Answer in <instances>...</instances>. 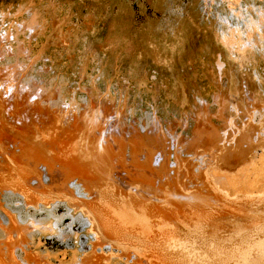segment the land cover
Segmentation results:
<instances>
[{"label":"rangeland","instance_id":"obj_1","mask_svg":"<svg viewBox=\"0 0 264 264\" xmlns=\"http://www.w3.org/2000/svg\"><path fill=\"white\" fill-rule=\"evenodd\" d=\"M0 80L5 116L28 115V134L36 121L47 126L46 112L80 129L71 139L60 128L59 137L37 140L50 148L45 162L60 169L69 197L56 191L59 200L36 214L0 196V264H264V0H0ZM121 130L136 150L153 151V173L127 172L132 151ZM26 131V142L40 138ZM112 132L125 143L108 142ZM62 143L79 144L85 161L63 158ZM134 172L158 188L133 182ZM136 189L159 196L151 202L160 216L145 213L150 201Z\"/></svg>","mask_w":264,"mask_h":264},{"label":"bare ground","instance_id":"obj_2","mask_svg":"<svg viewBox=\"0 0 264 264\" xmlns=\"http://www.w3.org/2000/svg\"><path fill=\"white\" fill-rule=\"evenodd\" d=\"M22 77V76H21ZM23 78V77H22ZM3 79V78H2ZM19 79H21V78H19ZM43 79V78H42ZM5 80V79H4ZM0 81H2V80H0ZM6 81V80H5ZM9 82H10V80H8ZM19 81H21V80H19ZM25 81V80H24ZM13 82V81H12ZM2 83V82H1ZM0 83V84H1ZM19 83V82H18ZM26 82H22V86H21V83H19L20 84V90L23 92L25 89H26V87H27V85L25 84ZM4 84H6V83H4ZM12 85V84H11ZM1 86H3V83H2V85ZM8 86V85H7ZM9 87V86H8ZM28 88V87H27ZM8 89V88H7ZM29 89V88H28ZM15 90V89H14ZM13 90V91H14ZM0 91H1V88H0ZM9 91V90H8ZM32 93V98H34V99H39V98H41L43 101H45V99H47L48 98V96H44V97H39L40 95L38 94V91L36 92V90H30ZM5 92V91H4ZM15 92V91H14ZM27 92V91H26ZM7 94V93H6ZM11 94H13V93H11ZM0 95H1V92H0ZM45 95V94H44ZM2 96V95H1ZM6 97H8V95H5ZM12 96V95H11ZM42 96V95H41ZM4 96H2V98H3ZM16 98V97H15ZM5 99H7V98H5ZM9 99V98H8ZM24 100V99H23ZM28 100V99H27ZM48 100H49V98H48ZM42 101V102H43ZM3 102H5L4 101V99H3ZM36 103V105L38 106L39 105V103H37V100L35 101ZM44 103V102H43ZM42 103V104H43ZM4 103H2V102H0V142H2V143H5L6 145H7V147H11L12 146V148H14V150H16L15 151V153L16 154H14L13 156L12 155H5V153H6V151L5 150H7V148H3V146H2V149H0V196H6V199H12V200H16V201H18L17 203L21 206V207H23V208H29V209H31V210H33L35 213L37 212V211H42V210H46V207L48 206V205H50L51 203L50 202H52L53 200H57L58 198H57V196H59V195H57L56 194V191H58V190H60V191H62L63 193L65 192L66 193V196H68L69 197V195H71V194H69L70 192H69V190L66 192V187L64 186V185H61L60 184V180L62 179H59L60 177H58V174H60V169H57V168H55L54 166H50V165H48V164H46L47 162H45V157H44V154L43 153H45L44 151H50V148H48L49 150H47L46 149V146H44V144L42 143V141H37V140H42V139H44L46 136H53V138H54V136L55 137H59V134L58 133H60L61 131H59V129L60 128H64V130H66V131H62L61 132V135L63 136H67V137H71V133L73 132L72 130H80L79 128H75L76 127V125L78 124V123H76V122H71L69 119L68 120H64V118H61V119H55V118H53L52 116H49L50 114L48 113V112H46L48 115H45L44 117H46V122L48 123L47 124V126L45 127V125H44V119L42 120V121H40V122H43V124H41V125H39L38 123H37V121L36 122H34L33 124H36V125H34V126H37L38 128H40V134H41V136H38L39 134H37V132H34V130H35V127H31L32 129H34V130H32L31 129V133L33 132L34 134H36V136L37 137H40L39 139L38 138H35L36 140H34L32 143L34 144H30L31 143V141H32V137H30V132H29V134H28V132L26 131V127H23V124H24V121H25V118H26V120H27V118L29 117L28 115H26V114H24V115H21V114H16V113H13V114H10V112L8 113V116H5V113H6V109H5V107H4V105H3ZM34 104V105H35ZM9 105V104H8ZM20 106V105H19ZM34 107V106H33ZM252 107H253V105H252ZM36 108V107H35ZM36 109H40L39 108V106H38V108H36ZM49 109V108H48ZM50 109H52V108H50ZM58 111V110H57ZM63 111V110H62ZM35 113H36V111H35ZM188 113H189V111H188ZM26 115V116H25ZM54 115V114H53ZM234 115V114H233ZM67 116V115H66ZM66 116H64V117H66ZM123 116V115H122ZM60 117V116H59ZM31 118V117H30ZM31 121H33V119L31 120ZM30 121V122H31ZM63 121H65L67 124H68V128H65L64 127V123H63ZM29 122V123H30ZM118 122V121H117ZM86 124V123H85ZM231 124V123H230ZM28 125V124H27ZM32 125V124H31ZM79 125V124H78ZM82 126H83V124H82ZM110 126V125H109ZM108 126V127H109ZM122 126V125H121ZM120 126V127H121ZM124 126H125V123H124ZM130 126V125H129ZM185 126V125H184ZM128 127V126H127ZM26 128V129H25ZM37 128V129H38ZM70 128V129H69ZM84 128H85V126H84ZM99 128V127H98ZM119 128V127H118ZM121 128H123V126L121 127ZM129 128V127H128ZM230 128V127H229ZM35 130V131H38V130ZM107 129V128H106ZM117 129V128H116ZM115 129V130H116ZM131 129H132V132L137 136L136 138H139V130H138V128L136 127V125H131ZM153 129V128H152ZM160 129H161V126H160V123H158V125H155V129L154 130H152L153 132H150L151 133V136H152V134H154V136L158 133V134H160ZM130 130V129H129ZM142 130V129H141ZM186 130H190V128H187ZM238 130V129H237ZM6 131H8V133H9V131H12V133L14 132V134H11V133H9L8 135H10L11 134V136L12 135H14V137H11V138H13V140L12 139H10V136L8 137L7 135H5L6 133ZM23 131H26V133L27 134H25V136L27 137H29V140L31 139V141H30V143L27 141H25V139L24 138H22V134H24V132ZM29 131V130H28ZM77 131V132H78ZM119 131V130H118ZM122 131V130H121ZM177 131V130H176ZM184 131V130H183ZM182 131V132H183ZM197 131V130H196ZM85 132V131H84ZM114 132V131H113ZM113 132H112V134H110L111 136L109 137V139L107 140L108 142L109 141H114V142H120L122 145L125 143L122 139L124 138V136H123V138L121 139V137L119 138V136L120 135H117L118 137H116V138H114V136L115 135H113ZM193 132V131H192ZM200 133L199 134H201L203 131H199ZM240 132V131H239ZM243 132V131H242ZM80 134H82L81 133V131L79 132ZM111 133V132H110ZM115 133V132H114ZM118 133V132H117ZM130 133V132H129ZM140 133H142V132H140ZM195 133V132H194ZM194 133H193V135H194ZM206 133V132H205ZM204 133V134H205ZM53 134V135H52ZM106 134V133H105ZM108 134V133H107ZM127 135L128 136V138H127V142H126V144L128 145V147L131 149L130 151H132L131 152V154L128 156V157H130V159H132V161H131V163L130 162H128V165H129V167H127L126 169H128V168H130V170H131V167H132V169L133 168H135V169H133V170H141V171H143V168L146 170L147 168H148V172H149V174H151V173H153L154 172V163H156V161L154 162V155H153V151L152 150H150V148L148 147V146H145V145H142V146H140V149H138L137 148V150L139 151H141V153L140 152H137V150H136V143H135V141H134V139L132 138V139H130L129 138V136H131V135H129L128 134V131H126V130H123L122 131V135ZM165 134V133H164ZM192 134V133H191ZM121 135V136H122ZM184 134H182V136H183ZM196 135V134H195ZM202 135H203V133H202ZM207 135V134H206ZM213 135V134H212ZM7 136L8 138H5V137ZM32 136V135H31ZM126 136V137H127ZM181 136V138H183ZM20 138L19 140H21V143L18 141V139H14V138ZM125 137V138H126ZM227 137V136H226ZM225 137V138H226ZM33 138V139H34ZM51 138V137H50ZM62 138V137H61ZM64 138V137H63ZM80 138H82V136L80 137ZM85 138V137H84ZM28 139V138H27ZM60 139V138H59ZM58 139V140H59ZM71 139V138H70ZM104 139V138H103ZM152 139V138H151ZM157 139V138H156ZM194 139H196V138H194ZM227 139V138H226ZM1 140H3V141H1ZM137 140V139H136ZM158 140V139H157ZM45 141H47V144H48V140H45ZM52 141H54V140H52ZM66 141V140H65ZM106 141V142H107ZM182 141V140H181ZM51 142V141H50ZM123 142V143H122ZM150 143L152 142V141H149ZM184 142H185V140H184ZM203 142V141H202ZM59 143V142H58ZM111 143V142H110ZM109 143V144H110ZM143 143V142H142ZM45 144H46V142H45ZM46 144V145H47ZM63 145H64V143H62ZM76 144V143H75ZM75 144H70V145H64L63 146V154H64V157L63 158H65L66 159V156H68V155H72L71 157H73V155H75L76 157H75V160L77 161V159H79V160H81L82 162H84L85 160H83L84 158H83V155H82V153L81 154H79V153H77V151H79V150H77L78 149V145H76L75 146ZM115 144V143H114ZM74 145V146H73ZM126 145V146H127ZM151 145H153V143H151ZM5 146V145H4ZM48 146V145H47ZM59 146V145H58ZM102 146V145H101ZM111 146V145H110ZM109 146V147H110ZM121 146V145H120ZM125 146V145H124ZM125 146V148H127V150H128V147H126ZM158 146V145H157ZM186 146V145H185ZM82 147V146H81ZM83 147H84V145H83ZM82 147V148H83ZM107 147V146H106ZM148 147V148H147ZM160 147V146H159ZM77 148V149H76ZM108 148V147H107ZM124 148V149H125ZM181 148V147H180ZM10 149V148H9ZM8 149V150H9ZM59 149V148H58ZM79 149H81V148H79ZM157 149V148H156ZM184 149V148H183ZM56 150H57V148H56ZM84 150L86 151V149L84 148ZM108 150V149H107ZM121 150V149H120ZM127 150H124L125 151V153H126V151ZM186 150H187V148H186ZM55 151V150H54ZM60 151V150H59ZM82 151V150H81ZM81 151H79V152H81ZM152 151V152H151ZM182 151V150H181ZM189 151V150H188ZM188 151H187V153H188ZM205 151V150H204ZM203 151V152H204ZM87 152V151H86ZM86 152H84L85 154H86ZM165 152V151H164ZM197 152V151H196ZM114 153H115V151H114ZM130 153V152H129ZM128 152L126 153L127 155L129 154ZM195 153V152H194ZM57 154V153H56ZM89 154V153H88ZM119 154H120V152H119ZM123 154H124V152H123ZM141 154H143L146 158H147V160H145L144 159V163L142 164V159H141V157H143V155H141ZM165 154V153H164ZM196 154V153H195ZM198 154H200V153H198ZM59 155V154H58ZM57 155V156H58ZM127 155H125V156H127ZM56 156V155H55ZM86 156H88L89 158H90V156L89 155H86ZM124 156V155H123ZM141 156V157H140ZM164 156V155H163ZM172 156V155H171ZM196 156V155H195ZM202 156V155H201ZM95 157V156H94ZM138 157V158H137ZM139 157H140V160L141 161H139ZM160 157V156H159ZM197 157V156H196ZM261 157V156H260ZM53 157H51V159H52ZM61 158V157H60ZM77 158V159H76ZM118 158V157H117ZM123 158V157H122ZM125 158V157H124ZM123 158V160H126V159H124ZM127 158V157H126ZM171 158V157H170ZM174 158H175V156H174ZM48 159H50L49 157H48ZM55 159V158H54ZM62 159V158H61ZM88 159V158H87ZM96 159V158H95ZM129 159V158H128ZM127 159V160H128ZM129 159V160H130ZM164 160H165V157L163 158ZM57 160V159H56ZM74 160V161H75ZM123 160H122V162H123ZM53 161V160H52ZM55 161V160H54ZM61 161V160H60ZM118 161V160H117ZM181 161V160H180ZM49 162V161H48ZM125 162V161H124ZM54 163H56V162H54ZM61 163V162H60ZM88 163V162H87ZM127 163V162H126ZM164 163V162H163ZM57 164V163H56ZM122 164L123 163H121V168L123 167L122 166ZM53 165H55V164H53ZM60 165V164H59ZM59 165H58V167H59ZM64 165V164H63ZM88 165V164H87ZM124 165V164H123ZM165 165V164H164ZM163 165V166H164ZM56 166V165H55ZM78 166V165H77ZM83 166V165H82ZM101 166H103V165H101ZM119 166V167H120ZM131 166V167H130ZM166 166V165H165ZM180 166V165H179ZM32 167H33V169H34V167H35V169L34 170H32ZM44 167V168H43ZM137 167V168H136ZM138 167H140L139 169H138ZM154 167V168H153ZM170 167V166H169ZM185 167V166H184ZM63 168V167H62ZM61 168V169H62ZM71 168V167H70ZM105 168V167H104ZM180 168V167H179ZM264 168V167H263ZM262 168V169H263ZM41 170V172H43V170L45 171L44 173H46L48 176H50L52 179H51V181L50 182H52L50 185H52V187H47V186H45L44 184H46V183H44V181L45 180H47L48 178H46L45 176H44V178H45V180L43 181V176L41 175V174H43V173H40V171H38V170ZM65 169V168H64ZM72 169V168H71ZM70 169V170H71ZM77 168H75V170H76ZM83 169V168H82ZM117 169V168H116ZM118 169H120V168H118ZM150 169H151V171H150ZM66 170H68V167L66 168ZM79 170V169H78ZM109 170V169H108ZM124 170H125V168H124ZM129 169H128V171L127 172H131V171H133V170H131L130 171ZM158 170V169H157ZM161 170H163V167L161 168ZM71 171H73V169L71 170ZM71 171H67V172H71ZM141 171H138V174L140 175V174H142V172ZM147 171V170H146ZM66 172V171H65ZM78 172V171H77ZM83 172V171H82ZM85 172V171H84ZM121 172H122V169H121ZM141 172V173H140ZM143 172H145V171H143ZM72 173V172H71ZM73 173H75V171L73 172ZM147 173V172H146ZM45 174V175H46ZM64 174H66V173H64ZM77 175H78V173H76ZM101 174V173H100ZM127 174V173H126ZM134 175L136 174L135 172L133 173ZM145 174V173H144ZM46 175V176H47ZM68 175V174H67ZM134 175H132V177H134V179H136V180H133V182H138V183H143V184H149L151 187L152 186H154L155 185V182L154 181H150V183H148V181H147V183L146 182H144V180H141L142 178H140V177H138V176H134ZM158 175H161V173H159L158 172ZM163 175V174H162ZM73 176H74V174H73ZM80 176H81V174H80ZM111 176V175H110ZM107 177L106 179H104L105 180V182H112V181H114V175H112L111 177H113V178H111V177ZM118 176V175H117ZM164 176H165V178L167 177V176H171L170 174H169V172L167 171V170H165L164 171ZM176 176V175H175ZM64 177V176H63ZM95 177V176H94ZM145 177H147V176H145ZM160 177V176H159ZM69 178V177H68ZM76 178V177H75ZM80 178V177H79ZM121 178V177H120ZM131 178V177H130ZM129 178V179H130ZM164 178V179H165ZM73 179H74V177H73ZM72 179V180H73ZM89 179V178H88ZM146 179V178H145ZM81 180V179H80ZM85 180H86V178H85ZM92 180V179H91ZM96 180V179H95ZM162 180V179H161ZM160 180V185H162L161 183H162V181ZM48 181V180H47ZM65 181V180H64ZM71 181V180H70ZM70 181H68V179L65 181V184L67 185V183L68 184H72ZM82 181H83V179H82ZM177 181V183H178V180H176ZM84 182V181H83ZM82 182V183H83ZM86 182V181H85ZM124 182H126V180L124 181ZM153 182V183H152ZM193 182V181H192ZM81 183V184H82ZM167 183H171V182H169V180L167 181V179H166V182L165 183H163L164 185H168ZM183 183V182H182ZM48 184V183H47ZM94 184H96L95 182H94ZM99 184V183H98ZM135 184H137V183H135ZM38 185V186H37ZM49 185V184H48ZM100 185V184H99ZM148 185V186H149ZM173 185H175V184H173ZM179 185V184H178ZM185 185H187V184H185ZM84 186V185H83ZM86 186V185H85ZM168 186H170V185H168ZM172 186V185H171ZM45 187H47L46 189H45ZM76 187V186H75ZM74 187V188H75ZM155 187V186H154ZM51 188H52V190H51ZM83 188V187H82ZM135 188V187H134ZM155 188H158V187H155ZM48 189H50V190H48ZM70 189V188H69ZM71 190V189H70ZM135 190V189H134ZM137 190V189H136ZM90 191V190H89ZM138 191V193H141V192H144V194L142 193V195L140 194V196L138 197V198H142V199H144L146 202H153L154 200L156 201V200H159V196L157 197V194H153V192H151V191H147V190H143V191H141L140 189H138L137 190ZM78 192V191H77ZM80 192V191H79ZM131 192H135V191H131ZM130 192V193H131ZM64 193V194H65ZM67 193H68V195H67ZM75 193V192H74ZM83 193V192H82ZM73 194V193H72ZM76 194V193H75ZM153 194V195H152ZM131 195V194H130ZM129 195V196H130ZM232 195V194H231ZM260 195V194H259ZM129 196H127V197H129ZM118 197V196H117ZM134 197L136 198L137 196H135L134 195ZM134 197H132V198H134ZM227 197V196H226ZM248 198H249V196H247ZM262 197V196H261ZM2 198V197H1ZM57 198V199H56ZM71 198H73V196H71ZM126 198V197H125ZM160 198H162L161 196H160ZM228 198V197H227ZM38 199H40V201L38 200ZM52 199V201H50ZM128 199V198H127ZM129 199H130V197H129ZM137 199V198H136ZM167 198H165V200H166ZM231 199V198H230ZM262 199V198H261ZM260 199V200H261ZM1 200V199H0ZM37 200L39 201V202H43V207L42 208H40L39 207V205H38V203H37ZM59 200V199H58ZM72 200V199H71ZM87 200V199H86ZM123 200V199H122ZM125 200V199H124ZM168 200V199H167ZM254 200V199H253ZM259 200V199H258ZM50 201V202H49ZM68 202L70 201L69 200V198H68V200H67ZM73 201V200H72ZM131 201H133V199L131 200ZM136 201V200H135ZM134 201V202H135ZM139 201H141V200H139ZM138 201V202H139ZM160 201V200H159ZM164 200L162 199V202H163ZM14 202V201H13ZM63 202V201H62ZM106 202H107V200H106ZM118 202H120V201H118ZM127 202V201H126ZM125 202V203H126ZM149 202V203H150ZM152 202L150 203V205H151V208L152 209H150V210H147L146 208H148V207H150V205L148 206V204L147 205H142V207L144 206L145 208V210H146V212L145 213H147V215H149V214H151L150 212H152V214L151 215H153V213L155 214V211H157L158 209H159V211H160V208H157L156 209V207L152 204ZM244 202H245V200H244ZM247 202V201H246ZM129 203V202H128ZM131 203V202H130ZM136 203V202H135ZM134 203V204H135ZM166 203V202H165ZM70 203H68V205H65L66 207H67V209L70 211V213H74L75 212V209H74V207H72L73 205H69ZM103 204V203H102ZM119 204V203H118ZM122 203L120 202V204L119 205H121ZM132 204V203H131ZM131 204H129V205H131ZM133 204V205H134ZM141 202H140V205L137 203V206L139 205V206H141ZM143 204H146V203H143ZM169 204V203H168ZM118 205V206H119ZM133 205H132V207H133ZM59 206V205H58ZM89 206H92L91 207V210L94 212V213H98L99 214V210H97V208L95 207V205H88V207ZM116 206V205H115ZM114 206V207H115ZM137 206L135 205L133 208L134 209H136L137 208ZM138 206V208H140ZM148 206V207H147ZM152 206H154V209H153V207ZM168 206V205H167ZM253 206V205H252ZM12 207V206H11ZM101 207V206H100ZM99 207V208H100ZM113 207V206H112ZM114 207H113V209H114ZM123 207H125V206H123ZM141 207V208H142ZM54 208H56V207H54ZM58 208V207H57ZM84 208H85V210L87 211V205H84ZM107 208V207H106ZM125 208H127V207H125ZM131 208V207H130ZM137 208V210H139ZM140 208V209H141ZM102 209V208H101ZM116 209V208H115ZM122 209V208H121ZM120 209V210H121ZM143 209V210H144ZM197 209V208H196ZM53 210V209H52ZM57 210V209H56ZM107 210V209H106ZM130 210V209H129ZM131 210H132V208H131ZM137 210H135L136 212H134V213H137L138 211ZM151 210H154V212L153 211H151ZM164 210V209H163ZM26 211H29V210H27L26 209ZM102 211H103V209H102ZM102 211H100V214H101V212ZM147 211H150V212H147ZM195 211H197V210H195ZM50 212H51V210H50ZM104 212V211H103ZM102 212V213H103ZM108 212V211H107ZM128 212V211H127ZM131 212H133V211H131ZM141 212H143L144 213V211H142V209H141ZM140 212V214H141V216H142V213ZM163 212V211H162ZM40 213V212H39ZM159 214H155V215H159L160 216V212H158ZM192 213V212H191ZM32 214V213H31ZM37 214V213H36ZM47 214V213H46ZM84 214V213H83ZM85 214H87L86 212H85ZM104 214H105V212H104ZM110 214H111V212H110ZM131 214V213H130ZM138 214V213H137ZM163 214H165L164 212L162 213V215ZM192 214H194V212L192 213ZM198 214V213H197ZM82 215V214H81ZM102 215V214H101ZM196 215V214H195ZM96 216V215H95ZM102 216H106L107 218H109L108 217V215H102ZM119 216V215H118ZM121 216V215H120ZM119 216V217H120ZM137 216H139V215H137ZM136 216V217H137ZM144 216V215H143ZM196 216H198V215H196ZM105 217V218H106ZM123 217V216H122ZM134 217V216H133ZM140 217V216H139ZM147 216H145V218H146ZM149 217H150V215H149ZM151 217H153V216H151ZM155 217V216H154ZM153 217V218H154ZM97 218V217H96ZM148 218V217H147ZM146 218V219H147ZM111 218H109V220H110ZM122 219V218H121ZM134 219H135V217H134ZM152 219V218H151ZM151 219H149V220H151ZM192 219V218H191ZM98 220V219H97ZM148 220V221H149ZM91 221V220H90ZM99 221H101V220H99ZM98 221V222H99ZM128 221V220H127ZM152 221V220H151ZM154 221V220H153ZM108 222V221H107ZM102 224H104L105 223V221L103 222H101ZM112 223V222H111ZM126 223V222H125ZM141 223V222H140ZM139 223V224H140ZM144 223V222H143ZM142 223V224H143ZM152 222H150L149 224H151ZM195 223V222H194ZM145 224V223H144ZM155 224V221L153 222V225ZM158 224V223H157ZM161 224V223H160ZM163 224V223H162ZM199 224V223H198ZM197 223H196V226L198 225ZM137 225V224H136ZM152 225V226H153ZM200 225V228H201V224H199ZM2 226V225H1ZM148 226V225H147ZM155 226V225H154ZM162 226V225H161ZM193 228H195L194 226H192ZM106 228V227H105ZM138 228V227H137ZM145 228H146V226H145ZM150 228H151V226H150ZM154 228V227H153ZM197 228V227H196ZM199 228V229H200ZM2 230L4 231V229L2 228ZM107 230V229H106ZM142 230H143V227H142ZM141 230V231H142ZM150 230V229H149ZM2 231V232H3ZM12 230H10V232H11ZM22 231H24V230H22ZM152 231V230H151ZM9 232V233H10ZM14 232V231H13ZM146 232V231H145ZM148 232V231H147ZM5 233H6V230H5ZM4 233V234H5ZM7 233H8V231H7ZM141 233V232H140ZM245 233V232H244ZM13 234V233H12ZM14 234H16V233H14ZM7 235V234H6ZM12 236V235H11ZM23 236V235H22ZM62 238V237H61ZM233 238H235V237H233ZM14 239V238H13ZM230 239V238H229ZM241 239V238H240ZM239 239V240H240ZM235 240H236V238H235ZM243 241H244V243H245V240H244V238L242 239ZM242 240H240L241 242H242ZM229 241H231V240H229ZM10 242V241H9ZM29 242V241H28ZM231 242H233V241H231ZM236 243V242H235ZM235 243H233V245H235ZM218 244V243H217ZM221 244V243H220ZM239 244V243H238ZM243 244V243H242ZM242 244H241V246H242ZM214 245V244H213ZM221 245H225V244H221ZM232 245V243H231V246H230V248L233 246ZM226 246H227V244H226ZM229 246V245H228ZM9 247H10V245H9ZM225 247V246H224ZM238 247H240V246H238ZM220 248V247H219ZM233 248V247H232ZM261 248V247H260ZM1 249H2V247H1ZM7 250V249H6ZM232 251H233V249H232ZM4 252V251H3ZM2 252V253H3ZM26 252V251H25ZM233 253V252H232ZM235 253V252H234ZM14 254V253H13ZM162 254H163V252H162ZM162 256V255H161ZM168 256V255H167ZM15 258V257H14ZM13 258V261L16 263V259H14ZM165 258H166V260H167V257H166V255H165ZM164 258V259H165ZM3 259V258H2ZM8 259V258H7ZM3 261V260H2ZM14 263V264H15Z\"/></svg>","mask_w":264,"mask_h":264}]
</instances>
